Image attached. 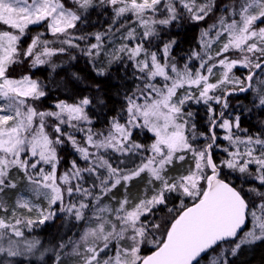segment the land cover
<instances>
[{
    "label": "snow or ice",
    "instance_id": "6c2138e0",
    "mask_svg": "<svg viewBox=\"0 0 264 264\" xmlns=\"http://www.w3.org/2000/svg\"><path fill=\"white\" fill-rule=\"evenodd\" d=\"M75 2L78 11L94 7V0ZM99 4L105 13L111 10L107 28L77 36L71 30L86 25L87 18L67 8L65 0H0V25L7 27L0 30V194L17 186L9 174L19 169L32 191L47 199L49 209L57 205L84 223L78 240L69 238L58 245L61 250L71 246L80 264H200L205 257L208 264H229L242 247L264 240V192L247 190L261 197L257 204L246 199L243 188L220 178L228 169L264 187V132L250 134L241 128V115L227 111L230 96L250 90L264 107V27L259 26L264 24V0H232L221 9L216 23L201 30L200 51L193 49L183 57V67L171 55L178 41L162 39L158 28L185 16L193 23L204 21L214 12L215 0H99ZM40 23L47 25L53 39H42L39 33L21 52L26 29ZM153 40L159 44L153 45ZM70 49L86 57L99 77L110 75L113 65L126 70L131 64L135 70L140 83L124 93L126 107L108 118L104 129L93 126L89 116L93 99L88 96L71 103L60 100L55 111L38 110L36 102L46 96L41 82L30 75L8 74L20 56L36 67ZM241 68L247 75L236 76L234 69ZM184 88L185 94L177 98L178 89ZM95 89L99 92V85ZM96 102L106 106L103 99ZM189 102L203 103L209 114V133H201L209 142L203 146L196 145L195 123L189 125L194 113L184 110ZM216 129L224 135L218 136ZM140 130L153 134L150 144L134 139ZM65 145L72 147L76 158L58 172V149ZM214 150L225 158L218 160ZM188 158L182 174L168 175L177 160ZM144 173L148 180L143 192L130 199V182ZM120 185L126 191L115 201L118 207L102 205ZM186 199L192 201L190 206ZM16 206L32 208L23 197ZM161 208L167 209V217L157 215ZM0 211L5 213L0 216V254L7 257L32 254L39 240L21 243L13 237H24L22 226L43 224L55 215L40 209L42 218L32 221L16 217L12 209L10 223L2 199ZM89 211L91 216L86 215ZM229 241L234 246L212 255L214 248ZM147 244L152 250L143 255ZM55 260L60 264L59 255Z\"/></svg>",
    "mask_w": 264,
    "mask_h": 264
},
{
    "label": "trees",
    "instance_id": "16d2710c",
    "mask_svg": "<svg viewBox=\"0 0 264 264\" xmlns=\"http://www.w3.org/2000/svg\"><path fill=\"white\" fill-rule=\"evenodd\" d=\"M69 0H65L66 4H69ZM71 3V2H70ZM232 0H215V10L204 21L193 23L187 16L184 19L177 21L171 26H163L158 28L162 32V39L175 38L178 43L174 46L171 53L174 60L179 63H185L183 57L190 54L191 50L198 49L199 31L203 26L213 24L217 21L218 17L222 14L221 9L226 5H230ZM78 15H83L87 18V24H78L76 30H71L73 35H83L85 33L103 32L111 19V10L105 13L104 7L99 3H95L94 7H90L87 10H76ZM47 25L40 23L37 25H30L24 36L20 41V51L23 52L27 49L31 43L33 37L39 33H43L42 39L52 40L53 36L46 31ZM0 30H7L6 26L0 25ZM61 39L63 37H60ZM89 42L94 43L95 40L91 39ZM159 44L158 40H153V45ZM59 47V44L53 45ZM83 47V42H81ZM155 50V47L153 48ZM76 56L77 59L72 60L71 57ZM232 58H237L233 56ZM127 63V62H126ZM53 65H56L53 68ZM134 69L131 64H127L126 70L123 67L113 65L110 69V75L107 77H99L91 67L86 57L79 54L78 50L70 49L66 54L53 56L49 63L32 67L30 65L29 58L20 56L19 62L13 64L9 68V76L12 78H20L24 75H30L32 79L41 82L43 90L46 92V96L36 102L38 110H52L55 111L54 105L60 101L65 100L69 103L74 102L83 96H88L93 99V107L89 111V116L94 122V128L104 129L107 127L108 118L115 116L122 108L126 107L124 103V93L130 92L140 82L135 79ZM245 70L235 69L236 75L239 74L243 77ZM75 74V76L73 75ZM138 75V73H135ZM79 79H76V77ZM99 85L100 91L97 92L95 86ZM250 91L243 94H234L228 98L229 109L227 111L241 115V128H246L249 133L264 132V107L259 106L256 100H252L249 97ZM71 98V99H70ZM96 98L103 99L106 106H101L96 102ZM217 112H219L218 105H215ZM185 113L191 111L194 113L193 119L189 121V125L195 123L196 128L194 135L196 137V145L203 146L209 142L205 136H201V133H209V121L208 112L206 106L201 104H192L191 102L185 105ZM54 123V121H49ZM123 123V121H121ZM51 133V129H48ZM188 131L191 133L192 129L189 127ZM219 129H216V134L220 136ZM77 139H80L78 136ZM134 139H137L140 143L145 145L150 144L154 136L151 132L140 130L136 133ZM223 144L224 140L218 141ZM59 156L61 157V164L58 172H63L68 162L75 159L76 156L73 153V149L70 145H65L63 148L58 149ZM215 157L219 160L222 159L219 151L214 150ZM81 165L83 163L81 162ZM183 164L181 162H175L168 170V175H178ZM115 166V165H114ZM131 166V165H129ZM23 179L24 174L19 169H13L9 178ZM221 179L231 181L235 187L243 188L247 193L246 199L259 203L261 197L257 196L255 192H248L249 188H256L259 192H264V187H261L259 182H253L252 179L241 177L236 172H231L228 169H224ZM147 177L142 174L140 177L132 180L127 188V193L130 199H135L139 196L146 184ZM87 186V185H85ZM123 185L114 189L110 195L114 198V202L123 198L125 193ZM244 194V193H242ZM67 201V200H66ZM186 204H191L190 199L185 200ZM173 204L170 203L169 207ZM176 207H179V202H176ZM55 215L51 220L45 221L43 224L35 223L26 232L29 237L35 240H39L41 245L45 248H50L48 252L42 255H35L34 253L29 257H10L3 262V264H46L48 259L54 257V253H63L69 248L59 249L58 245L61 242L67 241L69 238L75 240L80 232L85 228V224L77 222L70 217L67 212H54ZM90 211L86 215L90 216ZM159 217H167L169 215L167 209L161 208L157 213ZM234 243L229 241L222 243L218 247L213 249L212 254H219L220 248H229ZM152 250V245L147 244L142 250V254L146 255ZM200 264H208V258L205 257L201 260ZM229 264H264V240H261L249 248H241L238 254L232 258Z\"/></svg>",
    "mask_w": 264,
    "mask_h": 264
},
{
    "label": "rangeland",
    "instance_id": "374dc122",
    "mask_svg": "<svg viewBox=\"0 0 264 264\" xmlns=\"http://www.w3.org/2000/svg\"><path fill=\"white\" fill-rule=\"evenodd\" d=\"M69 1H70L71 3H70V2H69V4H66V3H65V6H66L67 8H70V9L73 10V11H76V10L78 9V5L76 4L75 0H69ZM201 2H202V0H201ZM95 3H99V0H94V4H95ZM76 12H77V11H76ZM77 14H78V13H77ZM157 18L159 19V18H164V17H163V16H158ZM214 23H216V22H214ZM214 23H213V24H214ZM210 25H212V24H210ZM210 25L203 26V27L201 28V30L207 28V27L210 26ZM259 26L264 27V24L259 25ZM201 30L199 31L198 45H199V40H200V33H201ZM119 42H120V41L117 40V43H119ZM218 47H219V45L215 46L214 51H213V54H214L215 50H218ZM197 51H200V48H199V47H198ZM29 61H30V65L32 66V61H31V59H29ZM176 63H177V62H176ZM183 65H184V63H182V64L177 63V66H178V67H183ZM98 66H99V65H98ZM195 66H198V65H194V67H195ZM234 70H235V69H234ZM240 70H244V69L241 68ZM241 72H242V71H241ZM242 73H243L244 76L247 74L246 71H244V72H242ZM234 74H235V72H234ZM218 75H219V71H217V76H218ZM235 75H236V74H235ZM236 76H239V74L236 75ZM212 82H215V80L213 79ZM157 83H161V81L159 80V78H157ZM257 87H258V85H257ZM186 91H187V88H184V89H178V91H177V98H179L180 96H183V95L185 94ZM249 97H250V99H252V100H256L257 103H259L258 100H257V98H256V92H255V90H250V95H249ZM189 103H190V102H189ZM189 103H188V104H189ZM191 103H192V104H195L194 102H191ZM219 131H220V133H219L220 136H223V135H224L223 131L220 130V129H219ZM151 134H152V133H151ZM223 144L226 145V144H227V141H224ZM219 153H220V155L222 156V159L225 158V154H224L223 152L219 151ZM176 162H179V163H180L181 161H178V160H177ZM189 162H190V158H188V159H186L185 161L181 162V164H183V165H182L180 171H178V175L182 174L183 170L186 169V168L189 166ZM230 171H231V170H230ZM250 171L253 172V174H254L255 169L252 168V169H250ZM231 172H232V171H231ZM236 173L239 174V175H241V177H245L244 175L240 174L239 172H236ZM144 176L147 177L146 180H148L147 173H144ZM249 178L251 179V177H248L247 179H249ZM10 179H11L14 183H16L17 186H16L15 188L7 189L4 193L0 194V199H2V200L4 201V203H5V207L9 209V212H8V222H10V223H11V222H14V221L11 219V216H12V212H11V210H12V209H15L16 217L21 218V219H25V220H32V221H39V220L42 218L41 215H40V209H43L44 212H45V214H47L48 211H51V212L54 213L55 211L58 210V212H61V211L59 210V206H57V205H54V206H52L51 209H49L47 199H46L41 193L33 192L32 189H31V187L29 186V184H28L26 178H23V179H15V178H11V177H10ZM146 182H147V181H146ZM257 182H258V181H257ZM145 185H146V184H145ZM149 194H150V193H149ZM21 197H23L24 199H28V200L31 201V205H32L31 211H29V210H27V209H24V208H22V207H17V206H16V205H17V201L20 200ZM65 202H67V201H65ZM101 203H102V205H103V204H110L111 207H113V208L118 207V204H116V203L114 202V199H113V197L110 195V193L108 194L107 197H105V198L102 200ZM257 204H258V203H257ZM4 215H5V213H4L3 211H0V216H4ZM89 215L91 216V212H90ZM34 224H35V223H34ZM38 224H40V223H38ZM31 226H33V224H32ZM31 226H22V230H23V232H24V237H23V238H15V237H13V239L19 240V241H21V243H23L24 240H33L32 237H29V236L26 234V232L31 228ZM85 227H86V225H85ZM83 230H84V229H83ZM247 230H248V229L246 228L245 231H247ZM82 232H83V231H82ZM82 232H80V234H81ZM80 234L78 235V237H77L75 240H78V239H79ZM240 235L242 236L243 233H241ZM257 242H259V241H256L255 243H252V244H249V245H246V246H244V247H242V248H249V247L253 246L254 244H256ZM232 246H234V244H233ZM232 246H231V247H232ZM5 247H7V244H6V243H5ZM222 248H223V247H222ZM222 248L219 249V252L221 251ZM49 249H50V248H45V247H43V246L41 245V243H40V244L38 245L37 249L34 250L33 253H34L35 255H39V254H40V255L44 256V254H45L46 252H48ZM81 251H82V249H81ZM33 253H32V254H33ZM32 254L23 255V256H20V257H29V256L32 255ZM40 255H39V256H40ZM57 255L60 256V264H80L79 257L76 256V255H74V254H72V248H71V246H69V248H68L67 250H65L63 253H60V254H58L57 252H56V254L54 253V257H53L52 259H48L45 263H46V264H56L55 257H56ZM212 255H218V253H216V254H212ZM8 258H10V257H7V256L4 255V254H0V262L6 260V259H8Z\"/></svg>",
    "mask_w": 264,
    "mask_h": 264
},
{
    "label": "water",
    "instance_id": "95a60500",
    "mask_svg": "<svg viewBox=\"0 0 264 264\" xmlns=\"http://www.w3.org/2000/svg\"><path fill=\"white\" fill-rule=\"evenodd\" d=\"M236 94H243V93H239V92H237ZM191 204H189V206H190ZM148 254H150V252L148 253ZM147 255V254H146Z\"/></svg>",
    "mask_w": 264,
    "mask_h": 264
}]
</instances>
